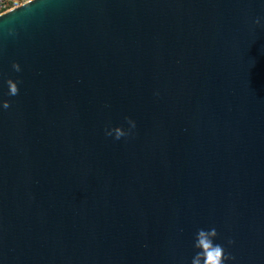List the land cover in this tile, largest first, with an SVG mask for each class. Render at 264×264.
Segmentation results:
<instances>
[{"label": "water", "instance_id": "water-1", "mask_svg": "<svg viewBox=\"0 0 264 264\" xmlns=\"http://www.w3.org/2000/svg\"><path fill=\"white\" fill-rule=\"evenodd\" d=\"M3 100L0 264H264V0H29Z\"/></svg>", "mask_w": 264, "mask_h": 264}, {"label": "clouds", "instance_id": "clouds-1", "mask_svg": "<svg viewBox=\"0 0 264 264\" xmlns=\"http://www.w3.org/2000/svg\"><path fill=\"white\" fill-rule=\"evenodd\" d=\"M33 3H31L32 5ZM254 24H260V18L253 21ZM12 69L15 72H20L21 67L19 63L13 61ZM6 84L8 86V95L16 96L19 94L18 85L22 82L19 79H6ZM3 109H8L11 107V102L8 100L0 101ZM125 121L129 125V128L125 130L122 126H116L108 128L106 126L105 135L112 136L114 139L119 140L124 137H128L132 134V130L136 128V122L130 117H125ZM218 232L215 227L210 229H198L195 235L194 248L198 251L195 253L191 259V264H226L228 261H232L235 257L230 253L226 252L223 245L214 243L215 239L218 237ZM234 241L229 240L228 244L231 245Z\"/></svg>", "mask_w": 264, "mask_h": 264}, {"label": "built area", "instance_id": "built-area-1", "mask_svg": "<svg viewBox=\"0 0 264 264\" xmlns=\"http://www.w3.org/2000/svg\"><path fill=\"white\" fill-rule=\"evenodd\" d=\"M18 5V0H0V15L4 14Z\"/></svg>", "mask_w": 264, "mask_h": 264}, {"label": "rangeland", "instance_id": "rangeland-1", "mask_svg": "<svg viewBox=\"0 0 264 264\" xmlns=\"http://www.w3.org/2000/svg\"><path fill=\"white\" fill-rule=\"evenodd\" d=\"M27 1H29V0H18V5H17V6L23 4V3L27 2ZM17 6H16V7H17Z\"/></svg>", "mask_w": 264, "mask_h": 264}]
</instances>
